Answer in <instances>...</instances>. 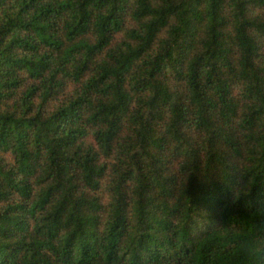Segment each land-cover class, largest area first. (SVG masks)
<instances>
[{
    "label": "trees",
    "instance_id": "16d2710c",
    "mask_svg": "<svg viewBox=\"0 0 264 264\" xmlns=\"http://www.w3.org/2000/svg\"><path fill=\"white\" fill-rule=\"evenodd\" d=\"M0 264H264V0H0Z\"/></svg>",
    "mask_w": 264,
    "mask_h": 264
}]
</instances>
